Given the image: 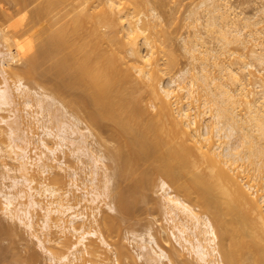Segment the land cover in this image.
I'll list each match as a JSON object with an SVG mask.
<instances>
[{"label":"bare ground","instance_id":"6f19581e","mask_svg":"<svg viewBox=\"0 0 264 264\" xmlns=\"http://www.w3.org/2000/svg\"><path fill=\"white\" fill-rule=\"evenodd\" d=\"M150 4L0 0V32L25 58L10 63L0 39V138L10 147L0 156L14 162H2L1 210L60 264H264V14L201 0L182 38L189 60L173 75L178 56ZM49 58L51 92L31 84ZM65 146L86 164L84 180ZM140 202L162 208L167 225L155 229L151 215L145 231L123 234ZM7 251L0 243V262Z\"/></svg>","mask_w":264,"mask_h":264},{"label":"rangeland","instance_id":"374dc122","mask_svg":"<svg viewBox=\"0 0 264 264\" xmlns=\"http://www.w3.org/2000/svg\"><path fill=\"white\" fill-rule=\"evenodd\" d=\"M231 1L234 5H236V7H238L237 9L239 11H242L243 13H245V15L251 16V15H255V13L256 14L258 13V15H259L258 17H262L264 14L263 12L260 11V9L264 6L263 5L264 0H231ZM151 2H152V4L153 3L155 4L154 7L157 6L156 8H158V11H160V14L162 13L161 15L164 19L163 20L164 22H162L163 23L162 25H164V26L162 28L165 29V30L163 29L166 32L165 34L168 35L167 40L169 39L171 41V43H173L172 45L174 46L175 53H176L175 56L176 55L178 56V57L176 56L178 59V61H176L177 65L175 66V68L172 71L173 75L175 73L177 75V73H179V71H181L184 68V66L186 67L187 61L189 60L188 54L186 53V51H184L185 50L184 44H183L184 41H182L183 36L186 37L185 35H189L192 32V30L190 29L191 27L189 25L190 21H189V19H187V15H188V12L191 9H193V7L195 8V7H197L196 5H198V3L199 4L201 3V0H150V3ZM152 4H150V5H152ZM33 7H34V5L30 6V8H33ZM143 9L146 10V8H143ZM13 13H15V11ZM24 14H25V12L20 13L17 11L16 14H14V16H15L14 21L20 20V18ZM162 25H160V26H162ZM160 26L157 27V29L159 28L158 29L159 30L158 35H160V32H161V34L163 33L161 35V37L162 36L165 37V34L161 30ZM189 30H191V31H189ZM163 37H162V39H165V43H166V38H163ZM0 39L4 43V44L3 43H1V44L6 45L8 47L9 42H7L5 39V32L4 31L0 32ZM160 41H161V39H160ZM161 43H164V41H162ZM167 43H168V41H167ZM212 43H213V41H212ZM214 44H216V42ZM3 45H0V48H2L1 50L6 51L7 49L4 50L5 46H3ZM162 45H164V44H162ZM232 46H234L233 48H234V50H236V48H235L236 45H232ZM10 47H12V50L9 47H8V50L10 49L11 51L9 52L7 50L10 55L8 54V52H6L10 56L9 62L14 63L17 66H21V67L24 66L25 65L24 64L25 58L20 55L19 50L17 48H15L12 45H10ZM49 59L48 60L47 59L39 60V62L37 64L38 66H36L37 69L35 71L36 74L39 73V75H37V80H32L31 84H33L34 87H36L37 89L40 88V86H42L47 91L51 92L50 90H52L54 88V85H53L54 82H52V81H54V78L52 75L51 66L54 63L56 58H53V59L49 58ZM48 74H49V76H48ZM61 103L62 102L57 104V105H59L58 107H60ZM56 107H54L55 110H56ZM67 108L69 109L70 112L79 113L81 116H79L77 113L75 115L82 118V120L84 119V121H86V120L88 121V119H85V116H83V115H85V113L83 111H82L83 114H81L82 112H80V111L79 112L78 111H72L71 108H69V106H67ZM55 110H53V111H55ZM56 111H55V113H56ZM59 111H60V109H58L57 112H59ZM61 111H62V105H61ZM0 113L3 114V113H7V112L6 111H0ZM68 116H69V114H68ZM87 121H86V123H87ZM86 123L83 122L84 125H86ZM87 124H89V121ZM50 125H54V124L51 122ZM94 142L95 141H93V143ZM8 144H9V140H6L5 137L0 138V147L1 148H5V149L9 150L10 147L8 146ZM94 145L98 146V148L101 147V146L99 147V144H97V143H94ZM103 146H102V149H104V147H105V146L104 147ZM65 150H66V162H68L67 164L72 165L73 167L77 168L78 171L80 172L81 179L84 180L87 174H86L85 170L83 171V168H85L86 164H83L80 161H77L76 158H74V156L71 154V152L69 151V149L66 146H65ZM104 150H106V148ZM61 156H63V154ZM82 158H84L83 159L84 161H87V160L89 161V158H87L85 156ZM4 160L8 161L11 164H14L13 161H10L9 159L2 158L0 156V184H3V181H4L3 176L5 173V169H4L3 164H2V162ZM106 161H107L108 165L111 166L110 169H113V167H112L113 164L108 162V160H106ZM65 178H66V180L69 179L68 177H65ZM5 182L8 184L10 181H9V179H7ZM156 191L157 192H156V194H154V198L158 197L161 201L162 191L159 190L158 188H156ZM138 205L139 206L142 205V206H141V208H139V210L136 211V214L132 217V220L130 221V223L124 222L122 224V233L123 234L129 233L128 231H131V230H136L138 232L139 231L140 232L145 231L144 226H147L148 223H150V220L152 218L151 215L157 216V218L159 217V219H160L159 223L154 225L155 229H157L161 223H163L164 225H167V222L165 221V218H164V214H162V213H164L162 208H159V210H157L151 206L148 207L147 204H145V206L143 207V205H144L143 202H140ZM2 206H3V203H2V198L0 195V222L2 221L0 224H1V226L4 225L3 227H6L7 229L9 228L8 229V231H9L8 235L6 233L5 236L4 235L2 236V237H4V239L0 240V243H2V246L4 247V245H5V247L8 250L6 252L7 253L6 255L8 258H6L4 261L0 262V264H6V263L10 264L9 262H11V260H12L10 258L11 255H13V256L19 255V257L23 258V259L21 258L22 260L18 261L19 263L18 262H15V263L12 262L11 264H27V262L24 259H26V257H28L29 254L34 255V256L37 255L35 264H60L59 261H53V262L50 261L49 260V252L46 250V248L43 245L39 244V242L37 241V238L31 236L28 228H26L23 225L15 224L14 222L10 221V219H8L7 216H5L4 213L2 212V210H1ZM145 207H147L148 209H146ZM102 210L107 211V207L105 204H102ZM156 212H158L160 214H157ZM117 213H113V214H117ZM36 214H37V212H36ZM36 219H37V216H36ZM93 226H96V225L93 223ZM42 236H43V239H46V235H42ZM93 238L95 239L96 237H93ZM74 240H75V237L72 238V241H74ZM134 244L135 243H133V242H127V245L133 254H134V252H133V245ZM45 245L47 248H49V246H50L48 242ZM103 251H104L105 256L110 257V258L113 257V253H112L111 249L105 248V249H103ZM186 258L189 259L188 256H186ZM189 260H192V262H190ZM189 260L188 261L191 264H193V262L195 261V259H193V258L189 259ZM12 261H14V260H12ZM141 262H142L141 260H138L137 264H140ZM100 264H116V263L112 259L111 260L105 259ZM195 264H197V263H195Z\"/></svg>","mask_w":264,"mask_h":264}]
</instances>
